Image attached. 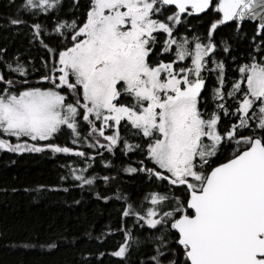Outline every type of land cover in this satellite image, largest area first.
I'll use <instances>...</instances> for the list:
<instances>
[{
	"label": "snow or ice",
	"instance_id": "snow-or-ice-1",
	"mask_svg": "<svg viewBox=\"0 0 264 264\" xmlns=\"http://www.w3.org/2000/svg\"><path fill=\"white\" fill-rule=\"evenodd\" d=\"M6 6L26 48L0 46V151L62 156L63 191L110 210L76 264H264V0Z\"/></svg>",
	"mask_w": 264,
	"mask_h": 264
},
{
	"label": "trees",
	"instance_id": "trees-1",
	"mask_svg": "<svg viewBox=\"0 0 264 264\" xmlns=\"http://www.w3.org/2000/svg\"><path fill=\"white\" fill-rule=\"evenodd\" d=\"M11 11L6 0H0V17ZM208 22V17L188 20L197 32L204 31ZM255 23L245 21L241 31L251 35ZM232 32L229 24L216 35ZM5 44L10 52L19 49L22 56L25 54L23 38L0 29V46ZM239 51L246 49L238 45ZM41 54L43 50L30 53L37 62ZM63 159L51 153L16 155L0 151V264H76L82 251L95 249V243H83V234L89 230L93 235L99 232L108 223L110 210L93 202L87 190L63 191L68 186L59 180L64 171L60 166ZM126 187L135 194L144 185L138 177L126 178ZM28 241H55L58 246L54 250L41 248L39 243L30 248L20 246ZM115 243V239H108L106 246L110 248Z\"/></svg>",
	"mask_w": 264,
	"mask_h": 264
},
{
	"label": "water",
	"instance_id": "water-1",
	"mask_svg": "<svg viewBox=\"0 0 264 264\" xmlns=\"http://www.w3.org/2000/svg\"><path fill=\"white\" fill-rule=\"evenodd\" d=\"M244 22H245V21H243L242 24H243ZM251 22H253V21H251ZM256 23H257V22H256Z\"/></svg>",
	"mask_w": 264,
	"mask_h": 264
}]
</instances>
